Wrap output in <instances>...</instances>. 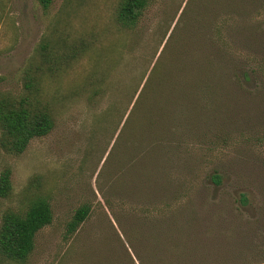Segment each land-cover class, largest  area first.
Here are the masks:
<instances>
[{"label":"rangeland","instance_id":"rangeland-1","mask_svg":"<svg viewBox=\"0 0 264 264\" xmlns=\"http://www.w3.org/2000/svg\"><path fill=\"white\" fill-rule=\"evenodd\" d=\"M120 2L0 0L1 94L23 93L41 47L88 46L36 74L54 128L0 149V218L37 198L51 211L26 259L0 264H264V0H146L131 29ZM156 65L169 83L123 128V86L138 92Z\"/></svg>","mask_w":264,"mask_h":264},{"label":"trees","instance_id":"trees-1","mask_svg":"<svg viewBox=\"0 0 264 264\" xmlns=\"http://www.w3.org/2000/svg\"><path fill=\"white\" fill-rule=\"evenodd\" d=\"M37 1L43 9H46L51 2V0ZM145 4L146 0H121L114 15V21L121 28H133ZM87 48V44L82 41L60 54L46 52L45 47H41L40 63L35 68L38 72L25 75L22 84L23 93L18 97L0 93V149L2 151L19 155L31 140L46 136L54 128V116L49 105L39 100L36 74L44 72L51 74L55 71L64 73L69 62L74 58H80ZM126 66L127 64L123 65V67ZM170 72V65H167L165 69L156 65L150 70L138 92L136 89L129 91L123 86V128L127 125L126 122L131 121L133 111L147 107V104L144 105L147 102L144 95L146 89H158L161 87V82L168 84ZM100 93L98 89H91L87 96L88 101L92 102ZM128 107L130 109L127 112ZM125 112H127L126 116ZM211 179L214 183H218L217 176H212ZM10 190V171L4 168L0 171V198H6ZM87 213L86 206L77 208L70 222L67 223L66 232L72 233L84 221ZM50 222V207L45 200L39 198L28 202L22 212H4L0 218V260L23 262L32 251L35 234ZM261 263H264V259Z\"/></svg>","mask_w":264,"mask_h":264}]
</instances>
